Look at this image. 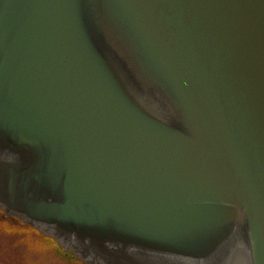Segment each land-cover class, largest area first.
<instances>
[{"label": "water", "instance_id": "1", "mask_svg": "<svg viewBox=\"0 0 264 264\" xmlns=\"http://www.w3.org/2000/svg\"><path fill=\"white\" fill-rule=\"evenodd\" d=\"M0 209L85 264H264V0H0Z\"/></svg>", "mask_w": 264, "mask_h": 264}, {"label": "rangeland", "instance_id": "2", "mask_svg": "<svg viewBox=\"0 0 264 264\" xmlns=\"http://www.w3.org/2000/svg\"><path fill=\"white\" fill-rule=\"evenodd\" d=\"M0 227L16 229L10 223L0 224ZM18 227L22 230L21 238L17 233L9 236L0 233V264H83L80 260L79 262L74 258H68L58 252L53 244L29 226Z\"/></svg>", "mask_w": 264, "mask_h": 264}, {"label": "flooded vegetation", "instance_id": "3", "mask_svg": "<svg viewBox=\"0 0 264 264\" xmlns=\"http://www.w3.org/2000/svg\"><path fill=\"white\" fill-rule=\"evenodd\" d=\"M3 223H5V224L10 223L16 229H4V228L0 227V233L1 234H6L9 236L11 234L17 233V235H19L20 238L22 237V230L18 227V225H21L20 221H18L15 218H12V217H7L1 212L0 213V224H3ZM18 229L21 230V232Z\"/></svg>", "mask_w": 264, "mask_h": 264}, {"label": "trees", "instance_id": "4", "mask_svg": "<svg viewBox=\"0 0 264 264\" xmlns=\"http://www.w3.org/2000/svg\"><path fill=\"white\" fill-rule=\"evenodd\" d=\"M59 251V250H58ZM61 252V251H60ZM68 257H70L71 258V256L70 255H68V254H66Z\"/></svg>", "mask_w": 264, "mask_h": 264}]
</instances>
